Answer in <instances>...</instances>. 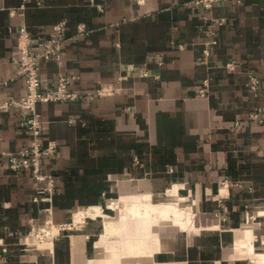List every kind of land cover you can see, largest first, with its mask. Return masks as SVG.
<instances>
[{
    "label": "crops",
    "instance_id": "0c3cea01",
    "mask_svg": "<svg viewBox=\"0 0 264 264\" xmlns=\"http://www.w3.org/2000/svg\"><path fill=\"white\" fill-rule=\"evenodd\" d=\"M195 1L0 0V103L27 94L22 29L37 48L63 20V61H42L41 89L65 74L78 91L103 90L38 104L42 144H57L43 164L57 180L52 215L31 170L10 167L33 142L31 113L0 107V264H264V123L250 118L264 107V0ZM170 191L195 198L194 223L145 214ZM101 207L114 219L76 221ZM50 217L54 242L25 252Z\"/></svg>",
    "mask_w": 264,
    "mask_h": 264
},
{
    "label": "built area",
    "instance_id": "2783aa9c",
    "mask_svg": "<svg viewBox=\"0 0 264 264\" xmlns=\"http://www.w3.org/2000/svg\"><path fill=\"white\" fill-rule=\"evenodd\" d=\"M228 0H196L197 5L211 10L217 3L226 2ZM241 3L244 0H236ZM66 20L60 21L55 24L51 34L47 37H43L38 42L37 48L33 47V38L28 34L25 28L22 29V33L19 41L20 56L18 58V70L17 74L24 75L27 82V94L21 99H13L8 102L0 103V107H6L9 105H15L21 107L23 110L29 111L31 115H28L23 123L27 125L34 133V139L30 146L19 149L17 152L9 155L10 167L14 171H21L29 169L31 170L33 177L39 183L38 195L35 197L37 200H43L49 202V206L46 208L50 215L53 214V196L56 186V178L44 172L43 164L44 160L48 156H52L56 153L55 142L50 143L48 146H43L41 140V114L38 111V104L40 102L50 101H77L82 98H92L96 94L103 93V90H98L95 93L86 92L83 93L72 88V82L74 76L61 74L58 78L56 86L52 90L43 91L41 89V77L40 71L42 69L43 60H53L57 62L63 61L64 43L66 38L64 36L66 30ZM80 32H86V26H80ZM205 55L210 54V48L205 49ZM228 67L234 68L233 64H228ZM249 85L251 90L258 91L262 86L261 78L251 73ZM200 95L205 96L206 90L200 89ZM250 118L257 122L264 123V107L260 106L255 111L250 113ZM241 122L236 121V126H240ZM52 225L58 226L52 217L48 218L44 225L34 224L27 235V239L38 237L40 240H44L43 233H46L45 229L50 228ZM57 232L52 237L53 242ZM33 244V243H32ZM35 245V244H33ZM36 247V245H35ZM34 247V248H35ZM41 252L45 250H39Z\"/></svg>",
    "mask_w": 264,
    "mask_h": 264
},
{
    "label": "rangeland",
    "instance_id": "374dc122",
    "mask_svg": "<svg viewBox=\"0 0 264 264\" xmlns=\"http://www.w3.org/2000/svg\"><path fill=\"white\" fill-rule=\"evenodd\" d=\"M171 192L172 191H170V194H172ZM172 198H174V197L171 196V198L169 200H166L167 203L162 202V206H161V208L163 210L161 212L162 214L161 213H158V212H154V210H156V209H149V208H145L144 209L145 214L146 215H157V216L164 215L166 217H172V220L173 221H176V222H177V219H178L179 220L178 222L180 224H182L183 227H185L186 225H185V223H183V221H180V219H182L184 217H188V220L190 218L189 221H192L194 223V221H195L194 219L198 216V212L196 210V205L197 204H196L195 198L194 197L193 198L192 197H186V198H184L183 196H182L181 199H176V197L174 199H172ZM171 199H172V201H171ZM115 202H116L115 204H112V202H111L110 205L114 206L113 208H116V209H119L120 210V208H117V206L119 205V203H118L119 200H118V202L117 201H115ZM170 204H172V208L165 207V205H170ZM117 212H118V210H117ZM86 213L89 214V215H91L92 217L102 216L103 219H104V221H105V223H108L111 220V218H107V217H105V215H109L111 217L112 216L113 217L116 216V215H112V214L106 212L104 210V208L101 207V208H96V209L79 210V211H77L75 213V219H76V221L83 220V218L86 215ZM151 213H153V214H151ZM102 217H98V218H102ZM172 228L180 229V227H177V226L176 227L172 226ZM57 229H58L57 226L56 225H53L49 229L46 228L45 231L49 235L54 236V234L57 232ZM29 232H28L27 235H29ZM51 232H53V235H52ZM47 233H43V234H47ZM31 239L32 240H30L28 238V239L25 240L26 241V243H25V252H29L30 253L31 252V249H33L35 247V245H36V247L42 248V250H44V249L48 248L52 244V240L45 239L43 241V240H40L38 237H35L34 241H33V238H31ZM37 239H38V241H37ZM32 243L35 244V245H33ZM35 251H37V250H35ZM91 264H97V263H95L93 261Z\"/></svg>",
    "mask_w": 264,
    "mask_h": 264
},
{
    "label": "bare ground",
    "instance_id": "6f19581e",
    "mask_svg": "<svg viewBox=\"0 0 264 264\" xmlns=\"http://www.w3.org/2000/svg\"><path fill=\"white\" fill-rule=\"evenodd\" d=\"M174 190H177V189H174ZM174 192V191H173ZM171 195H173V197L175 198H177V199H179V197L180 198H182V196L179 194V192L178 191H175L174 193H172ZM185 198V197H184ZM168 208H172L171 207V205H169V207ZM89 210V209H88ZM87 214V213H86ZM91 214V213H90ZM105 217H107V218H111V216H109V215H105ZM192 217V216H191ZM113 218V217H112ZM53 226V225H52ZM53 228V227H52ZM49 229V228H48ZM247 232V231H246ZM47 233V232H46ZM52 233V235H53V232H51ZM247 234V233H246ZM43 237H44V240L45 239H47V240H53L52 239V237L53 236H51V235H49L48 233L47 234H43ZM43 240V241H44ZM37 241H38V239H37ZM40 241V240H39ZM41 247V246H40Z\"/></svg>",
    "mask_w": 264,
    "mask_h": 264
}]
</instances>
